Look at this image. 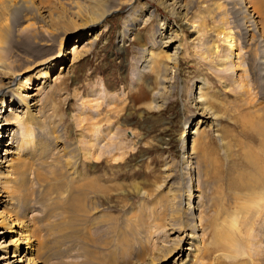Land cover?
Here are the masks:
<instances>
[{
	"label": "rangeland",
	"instance_id": "rangeland-1",
	"mask_svg": "<svg viewBox=\"0 0 264 264\" xmlns=\"http://www.w3.org/2000/svg\"><path fill=\"white\" fill-rule=\"evenodd\" d=\"M67 1L33 4L68 10L62 4ZM98 1L99 8L114 6L115 11L93 32L67 41L65 51L77 41L78 53L67 55V71L57 68L45 79L36 110L17 115L23 119L16 150L9 156L14 167L0 169V189L14 192L25 181L17 207L26 210L29 231L35 234L30 258L40 264H149L155 253L182 236L174 230L184 227V207L192 204L187 220L193 246L184 252L182 264H257L264 258V199L260 190L252 194L231 181L250 183L254 173L248 162L253 159L262 161L264 171V139L250 128L264 125L257 123L264 119L259 32L245 52L241 16L223 0H170L186 7L181 15H173L158 0ZM23 21L16 26L21 38L0 36V62L9 72L5 78L0 75V86L14 78V84L16 78L23 82L26 75L14 73L59 43L62 29L40 28L33 18ZM128 22L133 23L130 31H122ZM168 32L180 43L174 61L175 44L169 50L160 38ZM95 33L92 48L84 53L81 47ZM44 34L53 39V46L42 51L30 38L42 39ZM227 37L235 39L238 60L231 56L232 64L221 66ZM209 46L215 48L214 55L207 56ZM149 54L152 60L144 67ZM234 63L238 67L231 71L228 67ZM59 71L62 76L56 79ZM200 83L205 100L197 104ZM4 108L14 111L9 103ZM9 138L4 136L6 142ZM3 150L0 146L1 161L6 157ZM87 180L104 186L107 193L88 194ZM189 187L192 197L199 198L186 202ZM78 201L84 202L85 216L73 209ZM13 229L0 230V244L20 239L17 227ZM88 235L95 243L81 241ZM255 245L261 246L259 252ZM187 247L183 242L180 252ZM7 248L0 256L7 253L8 260L13 246ZM44 252L50 258H44ZM180 252L161 264H171ZM23 255L15 256L26 264Z\"/></svg>",
	"mask_w": 264,
	"mask_h": 264
},
{
	"label": "bare ground",
	"instance_id": "bare-ground-1",
	"mask_svg": "<svg viewBox=\"0 0 264 264\" xmlns=\"http://www.w3.org/2000/svg\"><path fill=\"white\" fill-rule=\"evenodd\" d=\"M158 1L160 4L164 5L166 8H170L173 15H181V14H183V11H186V7L181 6V5L179 7H177L175 5V3H169L170 0H158ZM223 1H224L223 3L225 4V6L230 5L234 9L238 10V12L241 16L240 20L242 21V23H241V26L239 24V26H240L239 29H241L240 33L243 36L242 37V40H243V46L242 47L243 48L246 47L245 52L247 51V48L251 45H254L253 42H255L257 40V38L256 39L254 38L256 35L253 37V34L259 32L258 39H259V42L262 44V47H263L262 49H263V53H264V36L262 37V35L264 34V0H223ZM33 3H34L33 0H0V36L2 38H4V37L6 38V37H10V36L14 37V38L15 37L21 38V36L19 35V32H18V30L20 28L16 29L17 28L16 26L19 25V23L21 21H23V20L25 21V20L32 19V18L37 22V24H41L39 26L40 28L49 27L51 30H54V31L57 28L62 29V30H61V33H59L60 36L57 35L59 37V43H58V45H56V47L54 48L53 51L52 50L50 51V53H52L51 55H49L50 53H47V54H45V57H43V58L35 57V60L32 59V61L29 64L22 65L19 68L18 72L14 71V69L11 67L7 68V69H9L8 71L16 72V73H14L15 74L14 77L15 76L18 77L19 74L22 76L26 75V77L24 78L23 82H21V79L19 80V78H16L17 80H16V83L14 84V82H15L14 81L15 78H14V79L7 81L6 83H4L0 86V106H2V108H0V146L5 147V150H3V153L6 155V157L4 158L3 161L0 160V169H6V168L9 169L11 167L10 164L13 165L12 167H14V161L15 160H13V159L9 160V156L11 154L13 155L14 150H16L14 144H16V141L20 139L19 123L21 122V119H23V118L19 119L17 115L20 114L22 111H23V115H27V113L29 111L31 113L33 110H36V108L38 106V102H39L38 93H39L40 89L42 90V88L44 87L45 79L49 78L52 75L53 71H55L57 68H60L61 70L67 71L68 70L67 68L69 67V65L66 67L67 55L70 54V55L74 56L78 53V50L80 47L78 45H76V43L78 44L77 41L72 46V49L68 51V53L65 51L67 41L70 39L71 36H74L75 34L83 33V34L87 35L89 32H93L96 29V26L99 25V22L102 20L103 17H105L106 15L115 11V10H113L114 6L109 7L108 5H104V7L99 8L100 3L98 0H69L66 3L62 2L63 5L69 6L68 10L65 9L64 8L65 6L63 7L62 5H61V7H59L61 9L58 10L56 8L48 9L47 7L46 8H44V7L39 8V7L35 6ZM44 3L49 4V2H44ZM48 6H50V5H48ZM218 8L220 9L221 6L218 5ZM31 16H32V18H31ZM65 20H67L69 24L68 23L65 24ZM238 21H239V19L237 18L236 22H238ZM132 26H133V23L128 22V24H126L124 26V30H122V31H125V30L130 31L129 28ZM40 28H38V29H40ZM161 29H163V28H161ZM260 30H261V32H260ZM98 33H95L94 36L90 35L91 37L87 41H85V43L83 44L84 46L81 47V49L84 53H88L90 51V49L92 48V45L94 43V40L97 38ZM121 34H122L121 35L122 37L127 35V33H122V32H121ZM31 37L32 38H30V42L32 43V45L36 44L37 46H40L42 48V51H44L46 49V47L53 46V44L51 43V40L53 41V39L49 38L47 35H45V38H42V39H38L36 36H31ZM161 37L164 38L162 40L163 41L162 45L166 44V47L169 50H170V47L173 44H175L173 47L174 59H172V58L171 59L173 61L177 60L178 56L181 53L179 39L171 38L172 36H170L169 32L167 33V36H165V34H163V33H160V38ZM5 38H4V40H5ZM48 38L50 39V41L46 42V39H48ZM227 38H229L227 40V45H226L227 51L224 55H222L219 58L220 60H218V63H220L219 65H221V66L223 63H227V62H229V64H232L231 56L233 58L237 59L238 55H239V53L236 54V52L234 51V50L238 51V46L235 45L234 37H227ZM208 48L209 49L207 50V52H208L207 56L214 55V53H215L214 49L215 48L213 49V47H211V46H209ZM232 49H233V51H232ZM173 55H172V57H173ZM151 58H152L151 54H149L148 57L145 58V60L143 62L144 67L151 62V60H152ZM258 62L262 63V65L264 67V57H262V60L258 61ZM258 62H257V64H259ZM257 64H255V66L253 68L254 71H256V72H257L256 68L259 67V66H257ZM237 65H238L237 63H234V65H229L228 68L230 70L232 69L231 71H233V69L238 67ZM57 66H60V67H57ZM62 66H64V67L62 68ZM239 66H241V65L239 64ZM34 68H37L35 70L36 72L32 73L30 76H28L29 74L27 72L30 69H34ZM4 69H6L5 64L3 62H0V75L3 78L7 77L8 73H9V72H4L3 71ZM61 72L59 71L56 74H54L56 76V79L62 76ZM237 76L239 78L241 77L239 75H237ZM56 79H54V82ZM35 84H37V85L34 87ZM258 86L264 87V80H262V83H260ZM202 88H204V84L200 83V86L198 87L199 96L195 97L197 104L203 103L205 100V99H203V97L200 96ZM8 93H10L11 96L13 98L15 97L18 101L17 100H8L7 97H11L9 95L7 96ZM261 94H262L261 99L264 100V91H262ZM6 101H8V102H6ZM14 102H16V103H14ZM3 103L4 104L9 103L11 106H13L14 111L9 109V108H4ZM19 104H21V105H19ZM23 105H25V107H23ZM260 110L264 112V106ZM6 112H8V113H6ZM257 123H259V124L264 123V119L260 118ZM11 125L15 126V129L11 130L9 128V126H11ZM250 128L253 130V132L256 135H258L260 138L264 139V125H253ZM5 130H6V133H5V135H3ZM7 133H9V134H7ZM4 136L5 137L10 136V138L8 139L7 142H6V139H4ZM2 143H6V144L3 145ZM261 146H263V150H264V141L261 143ZM260 162L262 163V161H260L259 159H257V160L253 159V161L251 160L248 162V165L251 168H253V173H254L252 176V181L250 183L247 182L244 184L241 181H240L241 183L240 182L237 183V181H234V182H236V183H234L233 181H231V184L236 186V187L242 188L248 192H251L252 194H254L256 191L260 190L259 191V194L261 193L260 198L264 199V171H262L260 169V165H261V164L259 165ZM18 167H17V169H18ZM21 175H22V173H21ZM22 182H23V185H25V181H22ZM22 182L20 183V187L18 189H16L14 192H12V191L8 192V189H7V191L0 189V199H1L0 204L4 203V205L0 207V230L3 231V233H6L8 231L11 232L14 227H17L18 231L20 232L19 233L20 239H17L15 242L8 241L9 242L8 245H5V246L0 244V251L5 247L7 248V247L13 246L12 255L10 257V259H12V260H10V259L7 260V257H6L7 253H4L2 257L0 256V262H1V260H6V261H4L5 264H17L18 262L20 263L22 261V259H20V258L17 259V257H19V256H15V255H17V254L19 255L20 252H23L24 253L23 259L25 260L24 262L26 264H40V263H38L39 261L36 262V259L30 258V254L32 253V249H34L33 241L35 239V234L31 230H30L31 232L29 231L30 226H31L30 225L31 221L29 220L27 212L25 213L26 210H24V209L19 210V208L17 207L18 203L21 202L20 197L23 195V193H25L24 189L22 187ZM26 182H28V181H26ZM85 185H86V190H87L88 194L103 195V194L107 193L106 192L107 189L104 186H94V185H92V183L89 180H87L85 182ZM190 189H191V187H189V190L186 194V202L190 201L191 198L192 199L199 198V196H195V195L192 197ZM194 192L195 191H193L192 193H194ZM186 206L187 207L186 208L184 207V211L182 213L184 227L182 226V227H179V229L174 230V234L180 233L179 235H181L183 233L182 236L180 238H179V236H176V238L173 239V241H170V243H171L170 245L168 244V246L165 249L155 253L154 256L151 257L149 264H154V263L155 264H161V263L167 261L168 258H170L171 254H173L176 251L180 252L181 244L183 242H185L186 245L189 247L185 248L184 251H181L180 255L176 259H174V261H172L171 264H182L183 263V257L185 254L184 252L185 251H189V252L192 251L191 246H193V245H192L191 239L193 238V235H192V232H189V228H191L192 225H191V222H189L187 220V219H189V218H187V215H189V213L194 211V206H192V204L191 205L186 204ZM73 209L78 210L80 214L86 213L83 201H78V203L73 204ZM83 216H85V215L83 214ZM13 231H14V229H13ZM28 232H30V234ZM1 234H2V232H0V236L2 237L3 235H1ZM74 235L77 238L80 234L75 232ZM88 240H92L93 243H95L93 237H91L90 235H88V237L85 239H81L82 242H84V241L87 242ZM51 243H53V242H51ZM97 244H99V242ZM257 247L261 248V246L255 245V248H256L255 252H259L257 250L258 249ZM49 248H50V246H49ZM46 251H47V249H46ZM46 254H48V256H45L44 258H46V259H47V257L50 258L49 253L47 252L44 255H46ZM189 254L190 253H188L186 255V259H188ZM112 255H114V254H112ZM37 260H39V259H37ZM257 260H258L257 264H264V258L263 257L259 258Z\"/></svg>",
	"mask_w": 264,
	"mask_h": 264
}]
</instances>
